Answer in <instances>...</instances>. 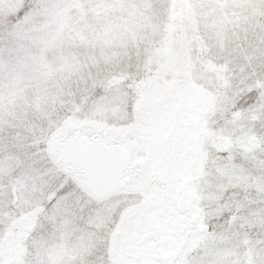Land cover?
<instances>
[{"label": "snow or ice", "instance_id": "6c2138e0", "mask_svg": "<svg viewBox=\"0 0 264 264\" xmlns=\"http://www.w3.org/2000/svg\"><path fill=\"white\" fill-rule=\"evenodd\" d=\"M0 264H264V0H0Z\"/></svg>", "mask_w": 264, "mask_h": 264}]
</instances>
